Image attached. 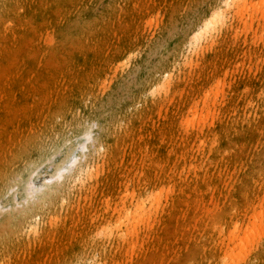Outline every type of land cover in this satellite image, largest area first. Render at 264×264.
I'll return each instance as SVG.
<instances>
[{
  "label": "rangeland",
  "instance_id": "374dc122",
  "mask_svg": "<svg viewBox=\"0 0 264 264\" xmlns=\"http://www.w3.org/2000/svg\"><path fill=\"white\" fill-rule=\"evenodd\" d=\"M221 1L0 0V170L13 166L0 187L17 191L0 197V264H75L77 253L133 264L142 250L146 264H264V221L242 244L227 237L264 196V174L250 176L264 170V0L227 10L215 49L194 54L192 38ZM217 89L219 121L236 127L218 140L213 119L185 118ZM22 172L50 194L28 195ZM174 173L177 188L200 193L166 237L140 224L132 256V243L118 245V217Z\"/></svg>",
  "mask_w": 264,
  "mask_h": 264
},
{
  "label": "bare ground",
  "instance_id": "6f19581e",
  "mask_svg": "<svg viewBox=\"0 0 264 264\" xmlns=\"http://www.w3.org/2000/svg\"><path fill=\"white\" fill-rule=\"evenodd\" d=\"M242 4L243 5L247 4L246 0H222L220 2V5H218L217 7H214L210 16L207 19H204L202 21L201 26H199V30H198L197 34L194 35V38H192L193 39V41H192L193 45L190 46V44H189V46L192 47V49H193L192 52L194 54H200V52L202 50L210 49L213 51V49H215L214 44H213V42L215 40L214 36H215V33L217 31H219V27L221 25H223V23L225 22L224 17L227 14L226 11L228 10V12H230L229 11L230 8L236 7L235 9L237 12L241 11L242 9H244V11H243L244 13L249 12L250 8L246 5L243 7ZM220 7L225 8V12H226L225 14L223 12V15H222V13L220 12V11H222L220 9ZM250 27H252V25ZM258 27H260V25ZM247 29H249L248 26H247ZM12 42L14 43V41H12ZM201 43L203 44V47L201 49L200 48L198 49V46H200ZM189 49L191 50V48H189ZM213 55H215V51H214ZM171 79H172V74L168 73V78L165 80L164 84H166V83H168V85L171 84ZM18 80H19L18 78L15 79V82H14L15 85L18 82ZM161 88L164 89V85ZM216 88H218V84L215 85V89ZM210 93H212V92L206 93L204 102L202 104H199L195 108L193 107L191 109V114L193 116L191 118H188L186 115L185 118L187 119L188 122H193V123L198 119H199V121H200V119L203 121H209V120L213 119L212 125L214 127L212 129V132H213L216 140L220 139V133L223 131L222 127H224V130H227V131L230 130L231 131L230 136H232L233 131L236 129L235 125H233L232 123H229L231 125L225 126L223 123H221L219 121V115L222 112V110L219 107L217 100L221 97L222 92L218 89L213 91V93L216 96V101H214V102H212V100H211V94ZM36 96H37V93H35V95H33V97H36ZM29 99H30V97H29ZM31 99H33V98H31ZM7 100H9V97L5 96L4 101H7ZM25 101H26V104H29V106H31V103L34 102L33 100H32L33 102H31V100L29 102L28 99L27 100L25 99ZM34 107L35 106L33 105V108ZM27 108H28V106H23L21 109H19L17 111V113L24 114L27 111ZM6 112L11 113L13 111L7 107ZM19 120H20V122L29 121V119L27 117H20V116H19ZM12 121H13V119H12ZM239 142H240V140H239ZM234 144L235 143L232 142L231 144H229L228 147H234ZM31 145H32V143H31ZM31 145L30 144L25 145L24 149L20 150V151L27 152L29 150V148L31 147ZM263 146H264V144L262 143L260 147L263 148ZM12 167H13L12 164H10L8 162L6 168L3 170H0V181L1 182L4 178H6L9 175ZM24 174L25 173L22 172V174L20 173L19 176L22 180V184L24 185V187L29 189V190L27 189L28 195L37 196L40 199H42L46 195L50 194L48 192V190H45L43 188L42 183H41V185H38L39 188H35L34 185L31 186L32 185L31 183H33L32 179L29 180L30 179L29 178L27 181L24 180ZM35 174H36V171H35ZM192 174H194V176H198L196 172H194V173L192 172ZM263 174H264V170H261L260 172H258V171L250 172V176L252 178H255V177L258 178L259 176H261ZM32 175L33 176H31V177L34 178V174H32ZM79 175H77V176H79ZM254 175H256V176H254ZM177 176H178L177 173L171 174L170 176L167 177V178L172 177L169 184L164 183L158 190L154 189L151 193H147V194H143V193L136 194V193H134V196L137 199H135V201L132 203V205L130 207L125 209L127 212V216L123 217L122 215H120L118 217V221H120V228H119L120 233L117 236L118 245H123L124 243L126 244L127 241L132 243L130 246L132 256H134V254H135L134 250L137 246V243L140 241V233H138V226L140 224L144 225V227H145L144 232L147 233L146 235L153 236V238L157 237L158 239H160L162 237H166V234H164L163 229L166 227V225H168L169 222H173V220H175V221L179 220V217H180L179 208H180V205L182 204V202L184 200L190 201L191 198L193 197L194 190H195V192L200 193L199 187L197 189H195L194 187L188 188V187H185L182 185V186H180V188H177L176 183L174 181V179L176 180ZM262 181H261V185H262V187H264V177H263ZM45 182H48V181H45ZM201 182L203 183L202 180H201ZM28 186H31V187H28ZM207 187H208L207 182L205 180L204 184H202V186H201V190L203 189L206 191ZM15 189L11 188L10 191L4 192V190L1 191V187H0V197L4 194H8L9 196L12 197V195H15L17 192ZM240 189L241 188L238 187L236 189L237 192H241L242 189L241 190ZM261 201H262L260 203L261 209L259 211L256 210V212L253 215L252 220L248 219L247 221H244L242 219L236 218L237 220L231 224V226H230L231 228L228 230V233H227L228 234L227 237H228V239H230L231 242L232 241L235 242V240L238 238L240 239L241 244L246 242V240L249 238L250 234H252V232L258 228V224H261V222L264 221V196L261 198ZM130 217L133 218L131 226L124 228V221L122 220V218L129 219ZM232 220H235V219L233 218ZM156 226H158L157 233L155 230ZM31 229H32V227H31ZM4 230H5L4 227L0 226V235L4 232ZM263 236H264V227L262 228V231L259 234V238H262ZM256 238H258V236ZM122 247L123 246H118L119 249H121ZM149 254L150 253H148L146 250H142L139 253L137 259L135 261H133V264H135V263L146 264V260L149 256ZM232 256H233V253H231V257ZM95 257L94 256L81 255L80 253H77L74 256L73 262L75 264H107L106 262H103V261H102V263L100 262V259H102V258L96 259ZM156 260H157V258L154 259L153 264H156Z\"/></svg>",
  "mask_w": 264,
  "mask_h": 264
}]
</instances>
